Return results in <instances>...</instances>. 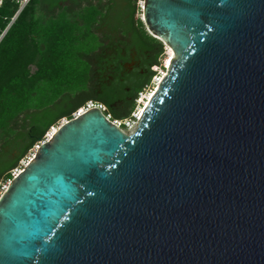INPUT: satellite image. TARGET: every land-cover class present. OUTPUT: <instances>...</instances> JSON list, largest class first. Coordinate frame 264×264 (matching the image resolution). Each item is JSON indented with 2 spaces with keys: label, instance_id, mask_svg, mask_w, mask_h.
I'll return each instance as SVG.
<instances>
[{
  "label": "water",
  "instance_id": "water-1",
  "mask_svg": "<svg viewBox=\"0 0 264 264\" xmlns=\"http://www.w3.org/2000/svg\"><path fill=\"white\" fill-rule=\"evenodd\" d=\"M174 55L132 132L94 107L0 195V264H264V0H143Z\"/></svg>",
  "mask_w": 264,
  "mask_h": 264
},
{
  "label": "trees",
  "instance_id": "trees-1",
  "mask_svg": "<svg viewBox=\"0 0 264 264\" xmlns=\"http://www.w3.org/2000/svg\"><path fill=\"white\" fill-rule=\"evenodd\" d=\"M137 2L0 0V195L88 102L134 121L139 95L166 73L164 44L136 17Z\"/></svg>",
  "mask_w": 264,
  "mask_h": 264
},
{
  "label": "built area",
  "instance_id": "built-area-1",
  "mask_svg": "<svg viewBox=\"0 0 264 264\" xmlns=\"http://www.w3.org/2000/svg\"><path fill=\"white\" fill-rule=\"evenodd\" d=\"M27 0H23V2L25 3ZM158 78V76H156V77H154L153 78V80H152V83H153V85L155 84V79H157ZM153 87V86H152ZM151 87V88H152ZM151 88L148 90V92H150V90H151ZM147 92V93H148ZM146 92H144V93H141L140 95H139V97H138V99L136 100V103H137V105H138V108H137V110H136V112L135 113H133V118H134V121H130V120H127V121H125V122H118V121H111L110 120V117L109 116H106V118L109 120V121H111L116 127H118L119 129H121V125L122 124H124L125 125V127H126V129H128V128H131V126H132V124H134L135 122H137L138 120H139V116H138V113H139V109H140V107L143 105V101L145 100V95L147 94H145ZM94 107H97L98 109H100L102 112L105 110V108L103 107V106H101V105H95V104H93L92 102H88L87 103V105L84 107V108H81V109H79L74 115H73V118H76L77 116H80V111L83 109V110H89L90 108H94ZM67 120H62L61 122H60V124H59V126L60 125H62L63 124V122L65 123ZM58 126V127H59ZM57 127V128H58ZM122 130V129H121ZM123 132H124V130H122ZM49 134V133H48ZM48 134L46 135V138H45V140H48L47 139V137H48ZM45 142V141H44ZM39 146H37L36 147V149L38 148ZM35 149V150H36ZM35 152V151H34ZM19 172V171H18ZM16 174H17V172L16 173H14V177L16 176ZM6 189V188H5Z\"/></svg>",
  "mask_w": 264,
  "mask_h": 264
},
{
  "label": "bare ground",
  "instance_id": "bare-ground-1",
  "mask_svg": "<svg viewBox=\"0 0 264 264\" xmlns=\"http://www.w3.org/2000/svg\"><path fill=\"white\" fill-rule=\"evenodd\" d=\"M173 58H174V55L173 56H170L168 59H167V61H166V67L168 68V66L170 65V61L171 60H173ZM165 67V68H166ZM166 68V69H167ZM166 74V73H165ZM165 74H163L162 73V75H161V77H159L158 76V78L157 79H155V84H154V86L151 88V90H150V92H148L146 95H145V100L143 101V105L140 107V109H139V113H138V116H139V118H141V116H142V114H143V112H144V110H141V109H143L144 107H146L147 105H148V103L150 102V100H151V98L153 97V95H154V92L156 91V86L157 85H159L160 83H161V81H162V78H163V76H165ZM158 87V86H157ZM150 93V94H149ZM149 94V99H147V95ZM147 100H149L148 101V103L146 104L145 102L147 101ZM90 109H92V108H90ZM89 109V110H90ZM141 110V111H140ZM87 111V110H86ZM85 110H81L79 113H80V115H82V114H84L85 112H86ZM63 124H64V122H63ZM54 132H56V131H54ZM54 132H51V133H49L48 134V137H47V139L49 140V138L52 136V134L54 133ZM47 140H45V142H46ZM32 158V157H31ZM18 173V172H17Z\"/></svg>",
  "mask_w": 264,
  "mask_h": 264
},
{
  "label": "rangeland",
  "instance_id": "rangeland-1",
  "mask_svg": "<svg viewBox=\"0 0 264 264\" xmlns=\"http://www.w3.org/2000/svg\"><path fill=\"white\" fill-rule=\"evenodd\" d=\"M143 1L142 0H138V2H137V5L140 7V12L136 15V17H139L140 19H141V15H142V13H141V11H142V8H141V6L143 5V4H141ZM170 56H173V53H172V51H171V49L169 48V47H167V46H165L164 45V57H163V59H162V65H163V67H164V65H165V67H166V61H167V59L170 57ZM167 68V67H166ZM164 71L166 72V69L164 68ZM158 73L159 74H161L162 72L160 71V70H158ZM158 86V85H157ZM157 86H156V88H157ZM147 93V92H146ZM145 93V94H146ZM150 94V93H149ZM149 94L147 95V99H149ZM149 100H147V102H148ZM146 102V103H147ZM137 108H138V106H137ZM145 108V107H144ZM144 108L143 109H141V110H144ZM136 125H137V122H135L134 124H132V126H131V128H128V129H125L124 130V132H132L135 128H136ZM32 157V156H31ZM24 164H25V162H23L22 163V167H24Z\"/></svg>",
  "mask_w": 264,
  "mask_h": 264
}]
</instances>
